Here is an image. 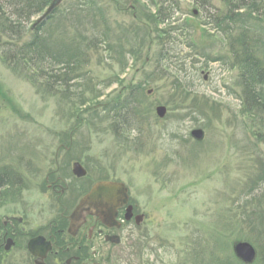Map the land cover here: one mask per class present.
Segmentation results:
<instances>
[{
  "label": "rangeland",
  "instance_id": "1",
  "mask_svg": "<svg viewBox=\"0 0 264 264\" xmlns=\"http://www.w3.org/2000/svg\"><path fill=\"white\" fill-rule=\"evenodd\" d=\"M195 3L64 0L44 29L50 48L100 40L95 54L89 53L85 81L73 82V94L32 85L0 61V171L13 169L23 179L42 182L53 168L55 147L72 143L98 158L100 176L130 181L134 196L144 186L152 188L148 211L157 239L146 252L131 250L124 262L104 264H243L232 245L254 237L258 215L264 220V183L258 182L264 141L253 136L264 138V129L241 115L227 42ZM161 7L166 23L158 32L152 21ZM44 12L29 24L35 26ZM180 82L187 87L185 97L176 90ZM130 93L134 101L123 111L129 126L117 137L103 111ZM158 106L167 110L163 119L155 113ZM197 129L204 135L195 142L190 132ZM39 185L25 180L13 197L32 215L30 222L46 219L38 212ZM257 245L253 264H264V242ZM16 253L0 264H24Z\"/></svg>",
  "mask_w": 264,
  "mask_h": 264
},
{
  "label": "flooded vegetation",
  "instance_id": "2",
  "mask_svg": "<svg viewBox=\"0 0 264 264\" xmlns=\"http://www.w3.org/2000/svg\"><path fill=\"white\" fill-rule=\"evenodd\" d=\"M77 147L72 143L58 144L53 168L42 182L40 178L23 179L11 169V183L0 190V262L18 252L24 264L118 263L129 259L131 250L148 251L147 247L157 239L152 234L155 227L148 211L152 188L140 183L143 189L134 196L130 181L125 177L100 176L98 158L84 155L87 150ZM29 164L32 167V162ZM76 165L81 168L78 173L74 172ZM25 180L31 186L42 185L37 188L43 194L39 195L42 208L38 212L46 219L30 222L32 215L19 209L14 200L24 190ZM101 183L110 185L108 192L103 197H92L94 188ZM9 207L11 210L1 212ZM99 211L107 214L106 219L96 215ZM32 223L37 227L28 228ZM34 242L41 245V252L47 249L43 260L35 256V249L33 254L30 252L29 245Z\"/></svg>",
  "mask_w": 264,
  "mask_h": 264
},
{
  "label": "trees",
  "instance_id": "3",
  "mask_svg": "<svg viewBox=\"0 0 264 264\" xmlns=\"http://www.w3.org/2000/svg\"><path fill=\"white\" fill-rule=\"evenodd\" d=\"M52 1L0 0V61L13 74L21 76L32 85L45 87L50 93L56 92L59 88L68 92L74 86L72 85L74 81H85L81 78L86 77L84 70L89 63V53L95 54V43L100 40L83 39L78 45L74 43L69 44L68 47L63 43L62 47L55 45L51 49L50 43L46 41L44 29L58 14V9L47 20L35 26L29 22L33 17L44 12ZM195 2L206 14L205 20L208 26H212L220 39L227 42L233 69L237 71L235 81L240 88L241 115L252 124L264 129V36L262 34L264 33V0H195ZM86 4L95 6V3ZM161 12L162 7L153 17L152 22L157 28L166 23ZM157 30L159 32L160 29ZM158 38L161 39V35ZM165 59L167 58L162 59V62ZM78 85L79 83L76 84L77 88ZM137 86L142 89L141 85ZM82 87L83 85L80 84V88ZM180 87L181 90L177 85L176 90L185 97L187 87L182 82ZM70 93L73 94L74 91ZM131 97H133L132 93L126 99L112 102V105L103 111L104 113L108 111L107 116L110 115L112 121L110 131L117 137L129 126L123 113L129 111L128 106L134 101ZM80 98L81 102H84L83 96ZM129 98L131 100L128 101ZM94 116L99 117V115ZM96 117L94 118L100 120ZM253 136L259 143L264 141L258 132H254ZM11 176H14L11 171L5 169L0 171L1 191L11 183ZM258 182L264 183V173ZM258 182L253 186L258 187ZM255 220L258 222H253V230L254 233L256 232L253 235L258 239L253 241L254 237L251 236L248 242L257 247V241L264 242V220L262 215H258ZM195 244L199 243L195 242Z\"/></svg>",
  "mask_w": 264,
  "mask_h": 264
},
{
  "label": "water",
  "instance_id": "4",
  "mask_svg": "<svg viewBox=\"0 0 264 264\" xmlns=\"http://www.w3.org/2000/svg\"><path fill=\"white\" fill-rule=\"evenodd\" d=\"M64 0H53L51 2V4L49 5V7L47 8V10L45 11V13L43 14V16L37 20L36 24H38L39 22L45 20L49 15H51L53 13V11L63 2ZM197 12L195 11L194 14H196ZM204 79L206 80V77H204ZM155 113L157 115L158 118L163 119L167 113V110L165 107L163 106H159L155 109ZM191 137L193 139H195L196 141H201L203 138V131L200 129L197 130H193L191 132ZM81 169L79 165H76L74 168V172L78 173V170ZM110 185L107 183H101L99 184L96 188H94L93 193H92V197H95L96 195L103 197L105 193L108 192ZM100 213L96 214L98 217H100L101 219H106L107 214H105V212L99 211ZM41 245L38 243H30L29 245V250L30 252L33 254V249L36 250L35 256L40 258L41 260H43V257L45 255V252L47 249H45V251L43 250V252H41L40 249ZM39 249V253L37 252ZM232 251L233 254L235 256L236 259H238L240 262H242L243 264H253L256 260L257 257V252L255 250V248L253 247V245H251L249 242H245V241H238L235 242L232 246ZM43 253V254H42Z\"/></svg>",
  "mask_w": 264,
  "mask_h": 264
}]
</instances>
